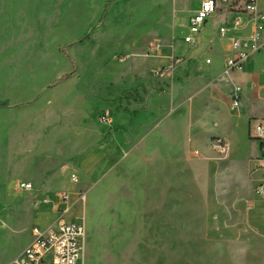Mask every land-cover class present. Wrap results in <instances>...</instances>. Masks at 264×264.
<instances>
[{"label": "crops", "instance_id": "crops-1", "mask_svg": "<svg viewBox=\"0 0 264 264\" xmlns=\"http://www.w3.org/2000/svg\"><path fill=\"white\" fill-rule=\"evenodd\" d=\"M201 1L189 14L182 37L172 46L164 41L154 58L133 60L119 79L105 77L95 81L87 78L66 82L63 86L68 99L77 92L88 95L81 105L86 112L109 116L107 122L99 123L96 134L90 132L88 125H82V118L77 120L81 127L80 144L96 141L98 168L105 158L120 149L156 144L155 137L165 146L182 150L183 154L167 156L164 162L189 164L190 170L114 174V179L123 181L114 183V190L119 188L124 196L128 194L126 189H131L129 181L134 174L144 180V200L129 203L127 208L140 212L131 241L136 246L148 243V218H157L149 212L159 211L161 259H167L169 264H185L188 260L206 264L214 251L218 252L219 262L224 261L226 253L233 256L246 252L256 256L264 241V196L256 193L264 173L260 167L257 169L259 143L249 134L250 121L264 118V113L254 115L264 97V50L247 58L242 68L234 73L233 83L229 82L223 69L234 52L232 39L249 36L253 24L247 15L222 6L205 24L197 44L189 46L184 41L188 19ZM259 4L264 12V0ZM237 17H241L243 27L220 37V26ZM216 22H219L218 27ZM218 45L226 50L220 53ZM171 56L181 58L171 73L155 75L153 69L168 66ZM207 59L211 61L208 63ZM176 68L177 81L174 80ZM163 79L170 83L166 84ZM94 82L98 83L95 99L89 96ZM76 83L89 85L76 87ZM111 83L115 86L111 87ZM234 84L241 86L238 104L233 102ZM183 109H187V118L181 117ZM18 127V144H24L25 148L40 146L44 151L34 161L24 163L18 172H8L5 180L8 183L10 178L17 176L16 186L19 182L33 184L32 190L23 191L31 192L37 207H43V211L31 226L37 224L45 228L55 221L65 205L61 194L66 190L61 189L58 181L63 173L67 176L71 168L57 160L58 136H53L52 130L56 128L51 123H22ZM72 131L73 125L58 139L62 141L61 154L66 152L69 141L72 144L74 140ZM214 137L228 141L226 154H218L212 148V140L208 142V139ZM193 145L201 148L192 150ZM195 150L199 151L196 155ZM107 175L102 168L101 177ZM42 195L49 196L50 202H39L36 198ZM187 252L190 255L185 257ZM86 255L87 235L82 264L87 262Z\"/></svg>", "mask_w": 264, "mask_h": 264}, {"label": "rangeland", "instance_id": "rangeland-1", "mask_svg": "<svg viewBox=\"0 0 264 264\" xmlns=\"http://www.w3.org/2000/svg\"><path fill=\"white\" fill-rule=\"evenodd\" d=\"M199 2L0 0V264H16V255L30 242L31 225L43 211V207H37L31 192L17 189V176L8 183L5 180L8 172H18L24 163L34 161L44 151L40 146L25 148L24 144H18L19 124L38 122L51 123L57 129L52 134L58 139L73 125L74 140L72 144L69 141L64 154L60 153L62 141H56L57 160L71 168L58 182L69 193L80 190L87 193L85 205H74L66 217L83 218L86 223V264H169L167 259H161L160 212H149L157 218H148V243L136 246L131 240L140 212L127 208L129 203L142 202L146 195L142 188L144 180L137 172L192 169L189 164L164 162L167 156L183 154L182 150L165 146L155 137L156 144L120 149L105 158L98 168L96 141L80 144L81 127L77 120L82 118V125H88L90 132L96 134L102 113L86 112L81 105L88 95L77 92L68 99L63 86L66 82L87 78L119 79L133 60L154 58L148 55L150 44L158 42L161 46L167 40L172 46L182 37L187 18ZM225 50L226 47L218 45L220 53ZM177 79L176 68L174 80ZM163 82L170 83L166 79ZM97 85V82L92 84L89 95L94 99L98 97ZM186 110H182V118H187ZM263 113L264 97L254 115ZM216 138L221 137L210 138L208 142ZM196 147L201 148L195 145L191 148ZM102 168L108 174L105 177H101ZM71 172H77L78 184L70 180ZM117 172L136 173L129 181L131 189H126L125 196L119 188L114 190L113 184L122 181L114 179ZM258 250L256 256L246 252L233 256L226 253L221 262L216 258L218 252L214 251L206 264H264V241ZM189 255L187 252L185 257ZM185 264L200 263L188 260Z\"/></svg>", "mask_w": 264, "mask_h": 264}, {"label": "built area", "instance_id": "built-area-1", "mask_svg": "<svg viewBox=\"0 0 264 264\" xmlns=\"http://www.w3.org/2000/svg\"><path fill=\"white\" fill-rule=\"evenodd\" d=\"M261 0H202L188 19V33L184 36V41L189 46H195L198 37L205 24L220 7L225 6L227 10L247 15L253 24V31L247 37H237L232 39L233 54L225 62L223 75L233 83V75L242 68L244 61L255 53L264 50V12L260 8ZM243 27L241 17H237L231 23H225L219 28L220 37H226L231 30H237ZM159 48V43H152L148 47V55H155ZM179 56H171L168 66L155 70L157 76L169 75L174 65L180 61ZM211 60L207 59L209 63ZM234 104L240 102L241 86L234 84ZM102 122H107L109 116L101 114L99 116ZM250 137L259 143V167L264 173V118L252 119L250 121ZM212 148L218 154H226L229 149L228 141L222 138H216L211 141ZM199 153L198 150L195 152ZM72 182L78 184L79 176L73 172L70 176ZM17 189L30 191L33 184L29 182H19ZM256 193L264 196V179L256 187ZM64 207L55 221L48 227L33 225L31 227L30 242L15 257L16 264H40L47 262L49 264H82L85 246L87 228L83 218H66L76 204L85 205L87 193L78 191L76 193L62 192ZM39 198V199H38ZM36 198L41 203L50 202L49 196H39Z\"/></svg>", "mask_w": 264, "mask_h": 264}]
</instances>
